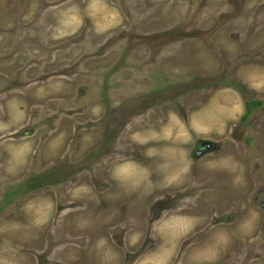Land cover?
Here are the masks:
<instances>
[{"label":"rangeland","instance_id":"374dc122","mask_svg":"<svg viewBox=\"0 0 264 264\" xmlns=\"http://www.w3.org/2000/svg\"><path fill=\"white\" fill-rule=\"evenodd\" d=\"M0 264H264V0H0Z\"/></svg>","mask_w":264,"mask_h":264},{"label":"trees","instance_id":"16d2710c","mask_svg":"<svg viewBox=\"0 0 264 264\" xmlns=\"http://www.w3.org/2000/svg\"><path fill=\"white\" fill-rule=\"evenodd\" d=\"M181 93H185V92L182 91ZM260 105H261V102H249V103H247L246 104L247 115L250 114L252 108H258ZM244 119H245V117H243L242 120H244Z\"/></svg>","mask_w":264,"mask_h":264},{"label":"water","instance_id":"95a60500","mask_svg":"<svg viewBox=\"0 0 264 264\" xmlns=\"http://www.w3.org/2000/svg\"><path fill=\"white\" fill-rule=\"evenodd\" d=\"M206 150H208V146L207 145H202V146H199V148L197 149V151L199 152V153H203V152H206Z\"/></svg>","mask_w":264,"mask_h":264},{"label":"crops","instance_id":"0c3cea01","mask_svg":"<svg viewBox=\"0 0 264 264\" xmlns=\"http://www.w3.org/2000/svg\"><path fill=\"white\" fill-rule=\"evenodd\" d=\"M194 130H198V131L203 132L205 130V128L202 126H196V127H194ZM198 148H199V146H198Z\"/></svg>","mask_w":264,"mask_h":264}]
</instances>
